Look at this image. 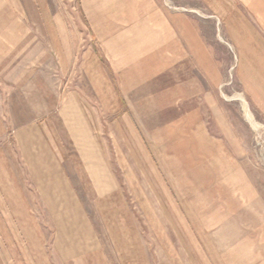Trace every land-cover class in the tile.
Masks as SVG:
<instances>
[{
	"label": "rangeland",
	"instance_id": "374dc122",
	"mask_svg": "<svg viewBox=\"0 0 264 264\" xmlns=\"http://www.w3.org/2000/svg\"><path fill=\"white\" fill-rule=\"evenodd\" d=\"M198 1L167 5L186 15L209 56L195 62L187 47L183 63L171 64L160 78L128 80L127 93L97 51L79 0H44V6L35 0L43 13L0 14V38H17L20 28L49 35L46 25L62 22L74 42L71 61L58 63L50 78L36 75L24 86L13 80L10 89L0 82L3 115L15 125L0 138L6 157L5 164L0 160V264H78L79 255L63 248L67 228L59 233L35 185L33 158L19 145L18 127L25 123L41 130L63 166L80 170L90 156H104L116 198L105 192L96 209L91 203L99 197L87 174L74 175V188L107 264H121L115 250L125 247H113L111 228L117 236L130 226L138 264H264V120L242 93L224 23ZM66 104L73 105L71 122L62 112ZM71 123L91 125L96 142L74 135ZM124 240L135 251L130 232Z\"/></svg>",
	"mask_w": 264,
	"mask_h": 264
},
{
	"label": "crops",
	"instance_id": "0c3cea01",
	"mask_svg": "<svg viewBox=\"0 0 264 264\" xmlns=\"http://www.w3.org/2000/svg\"><path fill=\"white\" fill-rule=\"evenodd\" d=\"M40 2L44 6V0ZM167 2L168 0H79L85 26L97 51L105 57V61L113 64V70L125 93L130 91L131 83L128 80L160 78L169 72L171 64L183 63L187 47L193 53L194 61L201 62L202 54L209 56L206 49L203 53L201 36L190 23H186V15L182 12L171 13ZM204 2L224 23L226 37L237 55L236 77L242 93L253 110L264 120V0ZM29 8L32 10H28ZM42 10L43 8L36 6L35 0H0V14H41ZM59 23L61 25H46L49 35L29 34L28 30L15 24V27L21 29L17 38H0L1 85L10 89L14 85L13 80L19 81L18 86H24L26 80L36 75L38 79L42 75L50 78L52 73H57L58 63L71 61L74 56L72 30L67 23ZM208 63H213L210 57ZM2 101L0 99V138L7 133V126H15L5 119ZM65 106L67 107L62 112H65V117L71 122L69 112L73 111L70 108L73 105ZM68 126H71L74 135L82 132L87 142H96L90 135L91 125L75 126L71 123ZM192 126H196L195 121ZM197 126L201 127L200 121ZM18 128L19 145L24 152L29 150L28 154L33 158L30 173L34 175L35 185L41 196H44L59 233L61 227L68 230L65 234L66 246L63 245V248L69 254L70 249H73L72 256L79 255V258L73 257L78 264H107L104 253L94 241L96 237L102 244L94 220L85 216L79 196L77 197L79 194L75 193L74 188V175L87 174L93 180L91 187L97 190L99 197L96 203H91L96 205V209L100 207V202L105 201V192L109 193V199L116 198L113 178L105 165L104 156L101 153L90 156L88 166H81L80 170L72 164L66 163L63 166L58 156L52 154L50 147L45 146V137L34 124H20ZM193 140L192 137L189 138V142ZM0 160L6 163L3 151L0 152ZM110 212L111 217L115 218L114 210ZM129 232L135 251L124 240V236L127 240ZM59 233L58 237L61 236ZM115 233L117 236L111 228L109 236L113 239V247L116 248L118 242L125 245L120 254L115 250L121 258V264H138L134 253L139 248L136 231L130 226V229L119 228Z\"/></svg>",
	"mask_w": 264,
	"mask_h": 264
},
{
	"label": "bare ground",
	"instance_id": "6f19581e",
	"mask_svg": "<svg viewBox=\"0 0 264 264\" xmlns=\"http://www.w3.org/2000/svg\"><path fill=\"white\" fill-rule=\"evenodd\" d=\"M239 97V99H241V100H243L242 99V97L241 96H238ZM248 120L252 123L253 122V120H252V118L248 115ZM255 126V125H254ZM256 127V126H255Z\"/></svg>",
	"mask_w": 264,
	"mask_h": 264
}]
</instances>
